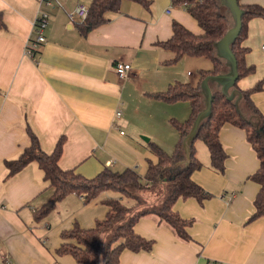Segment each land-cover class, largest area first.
Returning a JSON list of instances; mask_svg holds the SVG:
<instances>
[{
	"label": "crops",
	"instance_id": "crops-1",
	"mask_svg": "<svg viewBox=\"0 0 264 264\" xmlns=\"http://www.w3.org/2000/svg\"><path fill=\"white\" fill-rule=\"evenodd\" d=\"M57 1L60 5L46 6L42 0H0L6 22L0 29V264H79L71 255L57 254L62 233L76 224L93 228L108 214L104 201L121 198L105 192L86 204L72 194L36 221L35 212L53 189L37 163L12 178L5 166L30 146L28 127L48 154L65 138L59 161L63 170L93 178L106 167L129 168L144 178L149 162L158 161L149 143L172 154L180 135L171 120L185 122L192 112L189 102L167 103L154 95L176 83L195 86L200 72L212 68L202 57L171 62L174 54L160 46L173 36L174 22L203 34L197 20L173 0H152L149 8L124 0L118 12L107 15V23L86 36L70 14L92 0ZM239 3L264 8V0ZM40 12L48 14V28L34 60L26 54V43ZM246 30L245 63L253 71L239 77L237 90L229 94L235 91L240 103V91L260 86L251 99L264 116V17L251 18ZM117 61L132 66L124 79L114 69ZM210 86L212 92L221 89L216 82ZM239 106L245 118L256 121L248 108ZM220 140L227 154L224 173L211 167L206 144H195L203 167L192 179L211 197L203 203L179 199L174 205L183 219L192 221L191 239H181L157 215L144 216L135 231L154 241L153 249L125 250L120 264H264V217L248 222L260 189L250 179L259 160L242 129L226 124Z\"/></svg>",
	"mask_w": 264,
	"mask_h": 264
},
{
	"label": "trees",
	"instance_id": "trees-1",
	"mask_svg": "<svg viewBox=\"0 0 264 264\" xmlns=\"http://www.w3.org/2000/svg\"><path fill=\"white\" fill-rule=\"evenodd\" d=\"M124 0H92L89 6L88 17L85 21L77 23L82 35L109 21L107 15L120 10ZM145 8L151 6L152 0H130ZM187 2V11L195 18L203 31L197 35L189 31L182 24L173 23V36L160 46L174 54L171 62H176L182 57H202L210 60L212 68L202 70L198 83H176L171 85L166 92L154 95V98L167 103L179 101L189 102L192 108L190 118L185 122L171 120L172 126L179 132L180 138L172 154H168L159 145L149 143L151 151L156 155L157 163L149 162L147 173L141 178L135 170L125 169L115 171L106 167L93 178H87L76 170H63L59 166L65 138L61 137L51 154L44 152L38 136L30 127L27 135L30 146L25 149L17 159L5 161L8 178H12L31 163H37L44 174L53 193L49 200L35 212L36 221H42L58 203L72 194L81 196L84 203L88 204L105 192L119 194L121 198L105 200L109 208L104 220L96 222L90 229H83L76 224L71 230L64 231L61 235L64 242L57 250L58 255H71L79 264H98L100 258V237L107 233L108 239L103 247L102 255L104 264H120L123 251L133 252L151 251L154 241L147 240L136 233L135 225L140 218L154 214L169 225L183 240L189 241L188 232L192 221L183 219L175 210L174 205L179 199H195L199 203L211 197L193 179L195 171L202 169L203 164L197 157L195 143L203 141L210 153L211 167L224 173L227 160L225 148L220 140V132L224 125L231 124L246 133V139L256 153L259 160L258 170L250 177L260 186L254 200V213L248 222L264 217V116L253 104L251 95L258 91L256 88L240 91L241 100H229L228 96L219 90L213 91L211 115L205 118L198 128L195 138L186 149L184 140L191 132L199 113L205 108L204 94L201 90L203 80L208 76H217L226 73L229 66L224 59L217 55L216 44L231 28L233 21L228 9L222 5L221 0H173L179 6ZM240 7L245 11L242 17V30L237 40L232 45L238 63L239 77L252 73L245 63L247 49L242 43L246 37L247 22L256 16L264 17V8L257 5ZM6 27L4 14L0 11V29ZM237 90V85L230 89ZM239 90V89H238ZM239 104H243L255 116L256 121L245 118ZM144 194H152L156 202L148 205ZM125 198L135 204H125Z\"/></svg>",
	"mask_w": 264,
	"mask_h": 264
},
{
	"label": "water",
	"instance_id": "water-1",
	"mask_svg": "<svg viewBox=\"0 0 264 264\" xmlns=\"http://www.w3.org/2000/svg\"><path fill=\"white\" fill-rule=\"evenodd\" d=\"M223 6H225L232 18L233 24L231 28L227 31L224 37L216 44V51L219 58L224 59L228 66V73H223L217 76H208L206 77L201 85L202 93L204 94L205 108L197 116L193 128L189 135L185 138L184 144L187 150L188 144L195 138L200 123L207 117L211 115L212 102H213V92L210 84L216 82L221 86V91L225 94H228L230 89H232L237 80L239 79L238 73V63L235 57V54L232 50V45L239 37L242 30V17L245 11L240 7L239 0H221ZM236 92H232L228 96L229 100L235 98ZM241 98V94L238 95ZM239 98L236 100L238 105Z\"/></svg>",
	"mask_w": 264,
	"mask_h": 264
},
{
	"label": "built area",
	"instance_id": "built-area-1",
	"mask_svg": "<svg viewBox=\"0 0 264 264\" xmlns=\"http://www.w3.org/2000/svg\"><path fill=\"white\" fill-rule=\"evenodd\" d=\"M46 6H51L53 4H59L57 0H42ZM181 7L187 9L188 3L185 2L180 5ZM89 7L85 5H79L71 14L72 20H78L83 22L88 17ZM48 28V14L45 12H40L33 22V36L26 43V54H28L32 59L35 60L36 54L42 49V46L46 42L45 31ZM264 52V43L261 46ZM114 69L120 79H124L132 71V66L130 64L117 61L114 65ZM116 115L121 116V112H117ZM124 134V132H121ZM111 165L112 163H108Z\"/></svg>",
	"mask_w": 264,
	"mask_h": 264
},
{
	"label": "rangeland",
	"instance_id": "rangeland-1",
	"mask_svg": "<svg viewBox=\"0 0 264 264\" xmlns=\"http://www.w3.org/2000/svg\"><path fill=\"white\" fill-rule=\"evenodd\" d=\"M198 78V77H197ZM198 80V79H197ZM196 80V81H197ZM195 81V82H196ZM200 140H197L196 143H200ZM195 143V144H196ZM202 143V142H201ZM204 145V144H203ZM144 198L147 200L148 205H151L153 203L156 202V198L152 195V194H144ZM130 204L133 206L135 204V202H133L132 200L130 201ZM108 239V234L105 233L100 237V244H101V251H100V258L98 261V264H104V259H103V255H102V251H103V247L105 245V242Z\"/></svg>",
	"mask_w": 264,
	"mask_h": 264
}]
</instances>
